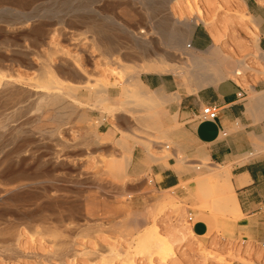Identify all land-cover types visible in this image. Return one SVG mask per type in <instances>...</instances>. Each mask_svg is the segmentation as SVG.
I'll return each instance as SVG.
<instances>
[{
  "label": "rangeland",
  "instance_id": "rangeland-1",
  "mask_svg": "<svg viewBox=\"0 0 264 264\" xmlns=\"http://www.w3.org/2000/svg\"><path fill=\"white\" fill-rule=\"evenodd\" d=\"M103 1L0 0V51L3 54L0 53L4 56L2 58L0 55V75L15 81L17 83L15 89L24 93L17 99L19 101L10 100L6 104L3 98H0V121L3 122L0 127V176L3 174L4 179L7 177L6 182L0 179V191L3 192L4 189L13 187L20 182L30 185L16 190L13 193L15 196L11 194V198L14 199L0 200V264H126L125 261L128 258H131L136 264H146L148 259L142 249V243L148 238L151 229H154L158 236L165 237L169 232L168 230H172L173 227H192L193 222L198 219L206 220L208 225L206 234L197 236L194 231V234L187 233L189 235L188 240L186 239L178 245L177 241H174L171 248L172 255L167 252L165 259L156 250L152 251L150 263L264 264L262 256L258 260L252 259L254 252L250 243L245 246L241 244V241L225 238L229 234L227 227L229 216L214 211L211 206L199 204L191 196V193L184 198L178 196L171 189V194L175 196L174 201L161 203L159 200L150 198L151 195L157 196L164 193V190L158 188L150 176L137 178V176L126 174L122 179L115 178L117 168L113 166V162L121 158L117 157L112 146L107 144V138L96 130L104 119L110 121L112 117L102 115L101 111L91 105L89 101L85 100L80 109L86 112L90 120L92 118L93 120L79 122L74 114L60 127L62 134H66V130L70 131V146H65L59 142L56 136H49L47 130L53 126L50 124L51 120L48 121L47 114L44 117L45 113L34 107L38 94L33 90H43V88H37L30 84L33 82L30 79L39 76L40 68L47 61L46 54L49 50L56 51L63 48V50L69 49V53L71 50L73 51L72 54L63 55L61 59L54 57L55 55L51 58L53 72L63 84L75 80L81 72L87 74V72L91 73L92 71V75L89 76L91 81L106 73L104 71L100 73L103 70L101 61L105 62L106 69L111 71L117 69L119 64L131 66L140 62L149 54L152 55L153 49L155 51L158 49L170 50L166 44L164 33L169 27L168 23L172 21L173 13V16L189 18H196L201 14L206 19L218 15L222 24L227 23L228 25L224 24L226 29L221 28L222 34L225 32V35L218 42L220 46L222 45L219 48L223 55H231L237 59L242 58L244 63L251 67L250 70H244L245 72L237 79L243 86L248 87L253 82L264 79V63L260 62L256 55L258 49L254 46V40L257 37L255 34L258 32L255 25L251 20H247L248 24H244L238 19V16L245 13L242 0H182L187 5L193 6L189 11L181 6H175L174 3H171L175 6H172L174 9L170 8V4L166 3L167 0ZM119 3L122 4L119 5ZM30 16L32 17L24 28L20 26L24 24L10 25L14 20H23ZM76 17L92 19L103 27V38H97L96 43L104 54L93 45L94 48H90L93 51V56L90 57L93 61L88 58H86L88 61L84 60L85 55H82L81 60L85 62L81 61L80 63V60H76L72 56L79 52L76 50H79L80 45L83 48H88L89 43H91L89 40L77 45L74 40L70 39L74 42H68L70 40L63 36H59L61 37L60 40L54 36L51 37L53 39L47 38L52 33L51 31L62 26L57 22L59 18L70 24H64L66 26L64 30L68 35L85 30L86 28L79 23H75L74 25H77L71 27V20ZM196 25L204 27L211 36V26L197 22L192 23L190 39ZM242 25L245 26V29ZM16 27L22 28L16 29ZM250 29H253V32ZM131 32L148 37L151 48H145L146 50L142 48L141 40L133 39ZM6 37L9 39V43L5 42ZM63 39H66V42ZM244 40L249 43L247 47L243 45ZM58 42H61L64 47H59L61 43ZM100 43L103 45L101 46ZM238 43H241L243 47H237ZM188 44L191 43L188 42ZM71 45L76 46V48L70 49ZM18 50H22V52L18 53ZM23 52H27L28 56H25ZM58 53L60 54V52ZM111 53L112 56H110ZM63 58L67 60L62 63L64 66L60 65ZM96 63H100L98 67H96ZM66 65L76 71H64ZM93 65L96 66L93 67ZM88 66L92 68L89 70ZM94 68H98V71ZM6 75L10 76L6 77ZM108 75L109 81L116 82V85L109 86V96L115 91L118 92L121 84L123 89L130 88L129 84L126 83V77L116 81L114 75ZM26 91L29 96L25 95ZM79 97L84 101L86 92L81 90ZM38 117H42L45 120H43L44 124H47L45 131L41 133L32 131ZM91 122L96 124L94 130L90 129ZM90 131H92V135ZM25 141L27 142L25 143ZM57 142L59 144H56ZM160 154L164 157L171 155L169 150L165 148ZM50 159H56L57 163L56 160ZM192 169L195 174L202 171V168L199 170ZM21 170H24L26 174ZM108 170L112 174L107 172ZM189 183H192L191 180L183 183L182 186L186 188ZM2 192L0 193L2 194ZM160 205L164 206L161 207ZM189 212L193 215L192 223L187 221ZM89 216L92 218H88ZM118 228L122 230H118ZM123 228L127 230L128 235L124 232L125 230L123 231ZM198 229L199 227H196L195 230ZM115 232L116 234H114ZM14 233L17 234V240L12 238ZM186 241L188 242L185 243ZM9 242L15 245V251L10 252L5 249V245ZM189 242L191 245L188 244ZM173 244L176 245L173 246ZM109 246L116 248L115 251L118 250L119 255H111L106 248ZM250 250L252 252H249ZM185 252L187 255H184Z\"/></svg>",
  "mask_w": 264,
  "mask_h": 264
},
{
  "label": "crops",
  "instance_id": "crops-1",
  "mask_svg": "<svg viewBox=\"0 0 264 264\" xmlns=\"http://www.w3.org/2000/svg\"><path fill=\"white\" fill-rule=\"evenodd\" d=\"M242 2L258 32L254 46L264 53V0ZM244 42L247 47L249 43ZM190 43L205 50L208 68L211 62L218 63L216 76L206 69L212 81L191 90L190 78L182 86L171 72H140L138 78L147 90L127 102L112 120L104 119L96 130L107 138L117 157L122 159L130 147L127 175L150 176L158 188L173 189L184 198L190 195L192 183L187 188L182 184L196 175L193 165L203 160L228 168L239 213L228 220L231 225L225 238L245 246L250 243L252 259H264V79L243 86L237 80L246 70L242 60L223 55L219 45L213 47L204 27H194ZM166 50L153 49L152 57L170 54ZM122 94L121 84L118 92L110 94L112 102ZM205 105L217 107L214 120L199 119ZM163 148L169 150V157L160 154ZM191 228L197 236L208 231L205 219L196 220Z\"/></svg>",
  "mask_w": 264,
  "mask_h": 264
},
{
  "label": "bare ground",
  "instance_id": "bare-ground-1",
  "mask_svg": "<svg viewBox=\"0 0 264 264\" xmlns=\"http://www.w3.org/2000/svg\"><path fill=\"white\" fill-rule=\"evenodd\" d=\"M9 1V0H8ZM21 1V0H19ZM26 1V0H25ZM28 1V0H27ZM31 1V0H30ZM95 1V0H93ZM105 1V0H104ZM103 1V2H104ZM111 1V0H110ZM208 1V0H207ZM231 1V0H230ZM12 2V1H11ZM23 2V1H22ZM107 2V0H106ZM113 2V1H112ZM166 3H168V5L170 4V8H173L175 6L179 7L181 6L182 8H185V10H191L193 8V6H189L186 3L182 2V0H167ZM171 3L175 4V6L171 5ZM25 4V2H24ZM118 4V3H117ZM122 4V3H121ZM119 3V5H121ZM113 4H111L112 6ZM81 6V5H80ZM86 6H88V4H86ZM114 6V5H113ZM173 6V7H172ZM21 7V6H20ZM79 7V6H78ZM98 7V6H97ZM106 7V6H105ZM118 8L120 6H117ZM122 7V6H121ZM114 8V7H113ZM27 9V8H26ZM29 9V8H28ZM111 9V8H110ZM124 9V8H122ZM174 9V8H173ZM173 9L172 12H173ZM178 9V8H176ZM175 9V10H176ZM170 10V13H172ZM58 12L60 10H57ZM134 11V10H133ZM56 12V11H55ZM132 12V11H131ZM119 13V12H118ZM124 13V12H123ZM141 13V12H140ZM133 14V13H131ZM199 14V13H198ZM124 15V14H122ZM178 15V14H177ZM238 15V14H237ZM34 16V15H32ZM27 17L23 20L18 19V20H14L13 22L10 23V25H16V24H24V25H20L23 28L27 26V22L29 21V19L32 17ZM181 16V15H180ZM142 17V16H141ZM218 15L215 16L213 15L210 19H206V17L204 15L199 14L198 16H196V18H189V17H179L174 15L172 13V21H170L168 23V29L165 31L164 33V38L167 41L166 44L168 45V47H170V54H166L165 53H161L158 56H155L154 58L152 57L151 54H149V56L147 58L142 59L140 62L134 63L131 66H123V65H118L117 69H112L111 71H108L109 69H106L105 67V62L101 61V65H103V70L100 71L101 72H106L104 74H101L99 77L95 78L94 80L91 81L90 79V75H92V71L87 72V74L81 72L80 75L76 76L75 80H71L68 81L66 84H63L59 79H57L56 75L53 72L52 69V59L53 56L56 58L61 59V57L63 55H68L71 52H73L72 50L69 53V49L68 50H63V48L59 49V50H49L46 54L47 57V61L46 63H44V65L40 68V74L37 78L33 77L30 80H33V82H30L31 85H33L34 87L37 88H43V90H33L36 91L37 95V101L35 102L34 107L38 110H42L43 113L47 114L48 121L51 120L50 124H53V126L51 127V129L47 130V133L49 134V136H56V139L65 144V146H70L69 140H71V137L69 135L70 131L66 130L65 133L66 134H62V130H61V125H63V123H65L66 121H68L74 114L76 116V119L79 122H87L90 120V117L87 116L86 112L84 110H81V104L85 102V100L88 102H90L91 105L95 106L96 108H98L102 115H108L109 117L114 118L116 116V114H119L122 110V108L125 106V104L127 102H132L136 100V95L138 93H141V91L143 89L147 90L146 87H144V85L141 83V81L138 78V75L140 72H171L174 74V76L176 77V80L180 83V85L183 86L185 81H189L190 78V82H191V90H195L205 84H207L209 81H212V78H207L206 77V69L210 70V74L213 76H216V74L218 73V63L215 62H211V65L208 68V64H207V60L205 57V50L204 51H200L196 48H193L191 46V44H188V42H190V34H191V30H192V23H197V22H201L205 25L211 26V39H212V44L213 47H217L219 45V41L221 39V37L223 35H225L224 33L222 34V30L221 28L223 27L224 29H226L227 27L224 24L227 23H223L220 21V19H218ZM237 18V17H236ZM128 19V18H127ZM222 19V17H221ZM232 19V18H231ZM238 19L240 20V22L242 23H247V20H252V17L249 14L244 13L243 15L241 14V16H238ZM254 19V18H253ZM70 20V19H68ZM67 20V21H68ZM122 20V19H121ZM138 20V19H137ZM225 20V19H224ZM228 20V19H227ZM226 20V21H227ZM47 22V21H46ZM59 22L60 24H62V26L59 29L53 30L51 31L52 35L47 38H51V37H55V38H59V40L61 39V37L59 36H63L65 38H68L69 40L72 39L75 42H77L76 44L79 45L81 43H85L87 40H89V45L88 48H83L81 47V45L78 47L79 51L78 53L73 54L72 56L76 59V60H80L81 63V57L82 55H85V59L88 58L89 60L91 59L90 57L93 56V51L90 49L93 47V45L97 48V50H101V53L104 54V52L102 51V49H100L99 45L96 43V39L97 38H103V27L98 25L94 20L92 19H85V18H74L73 20H71L72 25H74L75 23H79L82 24L86 29L77 33H74L71 31V33L74 34H70L68 35V33L64 30L66 29L64 26V24H69L66 21L64 22V20L59 18ZM69 22V21H68ZM133 22V21H132ZM39 23V22H38ZM51 23V22H50ZM130 23V22H129ZM218 23V24H216ZM231 23V22H230ZM233 23V22H232ZM222 24V26L220 27V25ZM243 24V25H244ZM37 25V24H36ZM70 25V24H69ZM214 25V26H213ZM217 25H219L217 27ZM228 25V24H227ZM241 25V23H240ZM242 25V26H243ZM225 26V27H224ZM22 27H16L17 28H22ZM39 27V26H38ZM13 28V27H12ZM29 28V27H28ZM222 28V29H223ZM243 28L245 29V26H243ZM38 29V28H37ZM7 30V29H6ZM5 30V31H6ZM239 30V29H238ZM253 30V29H252ZM251 30V32H253ZM1 31V30H0ZM36 31V30H35ZM57 31V32H56ZM243 31V30H242ZM38 32V31H37ZM255 32V31H254ZM4 33V32H3ZM6 33V32H5ZM36 32H34L35 34ZM57 33V34H56ZM37 34V33H36ZM49 34V33H48ZM56 34V36H55ZM31 35V34H30ZM47 35V34H46ZM149 35V34H148ZM254 35V34H253ZM35 36V35H33ZM39 36V34H38ZM74 36V37H73ZM126 36V35H125ZM131 36L133 39L135 40H141V43L143 44L142 48H149L151 46V42L148 39V37H143V35H139V34H134L131 32ZM145 36V35H144ZM258 37L257 34H255V37ZM120 37V36H119ZM256 37V39H258ZM38 38V37H37ZM53 39V38H51ZM233 39V38H232ZM57 40V39H56ZM54 40V41H56ZM66 42V39H63ZM9 39L6 37L5 38V42H8ZM54 41L53 44H54ZM62 41V40H61ZM74 41H68V42H74ZM238 41V40H237ZM240 41V40H239ZM258 42V41H257ZM9 43V42H8ZM51 45V42H49ZM57 43V41L55 42ZM59 43V42H58ZM61 43V42H60ZM59 43V44H60ZM244 43V42H243ZM68 45V43H66ZM65 44V45H66ZM70 44V43H69ZM101 46L103 45L102 43H100ZM8 45V44H7ZM49 45V44H48ZM83 45V44H82ZM85 45V44H84ZM245 45V43H244ZM247 45V44H246ZM54 46V45H53ZM56 46V44H55ZM64 47V45H62L59 47ZM70 46V45H69ZM72 46V45H71ZM142 46V45H141ZM220 46V45H219ZM222 46V45H221ZM220 46V48H221ZM238 46L241 47L242 44L238 43ZM68 47V46H67ZM76 48V46H74ZM74 47L72 46L70 49H74ZM87 47V45H86ZM243 47V46H242ZM245 47V46H244ZM66 48V47H65ZM94 48V47H93ZM151 48V47H150ZM3 49V48H2ZM4 50V49H3ZM94 50V49H93ZM146 50V49H145ZM24 51V50H23ZM75 51V50H74ZM95 51V50H94ZM167 51V50H166ZM230 51V50H229ZM1 52V51H0ZM21 53L22 50H18V53ZM60 52V54L58 53ZM3 54V52H1ZM0 53V55H2ZM118 53V52H116ZM229 53V52H228ZM23 54L25 56H28L27 52H23ZM72 54V53H71ZM140 54V53H139ZM5 55V54H4ZM113 54L111 53L110 56H112ZM173 55H176V57H174ZM258 59L260 60V62H264V53L258 52V54H256ZM16 56V55H15ZM87 56V57H86ZM95 56V55H94ZM134 56V55H133ZM231 56V55H230ZM244 56H247V54H244ZM4 56L2 55V58ZM6 58V57H5ZM4 58V59H5ZM29 59V58H28ZM242 60V58H241ZM6 61V60H5ZM59 61V60H58ZM63 61H67L65 58L62 59V62L60 65H63ZM88 61V60H87ZM86 61V62H87ZM90 61H93L92 59ZM89 61V63H90ZM59 62V63H60ZM85 62V61H82ZM5 63V62H4ZM26 63V62H25ZM58 63V62H57ZM99 63V64H100ZM118 63V62H117ZM31 64V63H30ZM55 64V63H54ZM95 64V63H93ZM96 63V65H93L98 67V65ZM83 65V64H82ZM85 65V64H84ZM64 66V65H63ZM84 67V66H83ZM86 67V66H85ZM89 67V66H88ZM105 67V68H104ZM242 67L246 70H250L251 67L248 66L246 63H244V60H242ZM92 67H89V70ZM100 68V66H99ZM33 69V67H32ZM97 69L98 68H94ZM26 70V69H24ZM64 71H69V72H75L73 71V69L71 67H69V65H66V67H64L63 69ZM20 71V70H18ZM34 71V70H33ZM36 71V70H35ZM17 72V71H16ZM27 72V71H25ZM23 72V73H25ZM20 73V72H19ZM108 74L114 75L115 76V80L116 81H120V79L125 78L126 77V83L129 84L130 88H124L123 89V94L122 97H117L115 102H112L111 97L108 95V88L110 85H116V82H111L107 79V76H109ZM10 75H6V77H9ZM22 76V75H21ZM20 76V77H21ZM29 77V76H28ZM32 77V76H31ZM25 78V77H24ZM27 83V82H25ZM17 83L11 79L8 78H4L2 75H0V98H3L4 103L6 104V102H9L10 100L12 101H19L17 99H19L20 95L24 94L21 93V91L15 89ZM118 86V85H117ZM22 88V87H21ZM81 90H84L86 92V99H84V101H82L79 97V93ZM149 92V91H148ZM149 100L152 99V93L149 92ZM26 96H29L28 92H25ZM25 96V97H26ZM24 99V98H23ZM4 105V104H3ZM2 105V106H3ZM6 107V106H5ZM2 108V107H1ZM47 119V118H46ZM50 119V120H49ZM42 119V117H38L35 120V123L33 125V130L37 133H41L45 131L46 125L44 124L45 120ZM93 120V118L91 119ZM90 120V121H91ZM77 122V121H76ZM93 122V121H92ZM91 122V123H92ZM3 122L0 121V127L2 126ZM87 124V123H86ZM23 125V124H22ZM96 127L95 123H92V125L90 126L91 130H94ZM19 133V132H17ZM90 134L92 135V131H90ZM14 136V135H12ZM42 140V139H41ZM33 141V140H31ZM27 141H25L26 143ZM30 142V141H29ZM59 142H57L56 144H59ZM72 142V141H71ZM24 145V144H23ZM20 146V145H19ZM24 147V146H23ZM37 148V147H36ZM52 149V148H51ZM132 149V148H131ZM14 150V149H13ZM19 151V150H18ZM34 151V150H33ZM35 152V151H34ZM15 153V152H14ZM37 153V152H36ZM35 153V154H36ZM69 153V152H68ZM75 153V152H74ZM129 153H130V147L128 148V153L127 155H124V157L121 160H117L113 162V166H115L117 168L116 170V174L117 176H114L115 178H124L126 175V167L129 165L130 162V157H129ZM9 154V153H8ZM33 154V153H32ZM56 154V153H55ZM10 155V154H9ZM29 155V154H28ZM67 155V154H66ZM6 156V155H5ZM69 156V155H68ZM43 157V156H42ZM59 157V156H58ZM61 157V156H60ZM23 158V157H22ZM27 158V157H26ZM30 158V157H29ZM41 158V157H40ZM57 159V157H55ZM65 158V157H64ZM28 159V158H27ZM55 159V160H56ZM61 159V158H60ZM3 160V159H2ZM22 160V159H21ZM53 160V159H50ZM53 160V161H55ZM59 160V158L57 159ZM57 160L55 161L57 163ZM74 161V160H73ZM2 162V161H1ZM23 162V161H22ZM50 162V161H49ZM54 162V163H55ZM15 163V162H14ZM55 163V164H56ZM25 164V162H24ZM53 164V163H52ZM208 163L205 161H201L200 165H193L192 168L194 169H201L202 171L198 172L192 179V189H190V193L191 196L197 200V202L203 206H211L214 211H218L221 212L222 214H224L225 216H229L230 218H234L236 217V215L239 213L238 207L236 205L235 199H234V195H233V191H232V187H231V183H230V174H229V170L226 167L220 166V165H207ZM8 167V166H7ZM21 167V166H20ZM33 167V166H32ZM7 172V169L5 170ZM9 171V170H8ZM24 171V170H21ZM3 172V171H2ZM20 172V170H19ZM18 172V173H19ZM107 172H110V170H108ZM4 173V172H3ZM11 174V172H9ZM7 173V175L9 174ZM15 173V171H14ZM17 173V174H18ZM21 173V172H20ZM25 173V171L23 172ZM38 173V172H37ZM52 173V172H51ZM2 174V173H1ZM26 174V173H25ZM44 174V173H43ZM50 174V173H49ZM112 174V173H111ZM114 175V174H113ZM2 176V177H1ZM0 176V179H3L4 182H6L4 179L5 177H3L4 175L2 174ZM9 177H11L10 175H8ZM14 176V175H13ZM33 176V175H32ZM8 177V178H9ZM8 181V180H7ZM42 182V181H41ZM101 182V181H100ZM1 183V182H0ZM39 183V182H38ZM54 184V183H53ZM56 184V183H55ZM26 186H30L27 183H18L13 187L10 188H6L0 192H2V194L0 193V200H11L14 198H11V194H13L16 190L18 189H23ZM43 186V185H42ZM58 186V185H57ZM102 188V187H101ZM187 188V187H186ZM40 189V188H39ZM52 190V189H51ZM126 190V189H125ZM28 191V190H26ZM20 193V192H19ZM22 193V192H21ZM20 193V194H21ZM161 193V192H160ZM18 194V193H17ZM123 195V193H120ZM127 194V193H126ZM14 195V194H13ZM54 195V194H53ZM15 196V195H14ZM121 196V195H120ZM27 197V196H26ZM30 198V197H29ZM150 198L155 199V200H159V202L161 203H166L169 202L171 200H173L175 198V196L173 194H171V189H167L164 190V193L157 195V196H150ZM18 199V198H17ZM14 201V200H13ZM174 201V200H173ZM91 204V203H90ZM157 204V203H156ZM88 205V203H87ZM72 206V205H70ZM161 206V205H160ZM164 206V205H162ZM161 206V207H162ZM159 207V205H158ZM89 210V209H88ZM93 210V209H92ZM91 210V211H92ZM4 211V210H3ZM76 211V210H75ZM96 211V210H95ZM99 211V210H97ZM123 212V211H122ZM77 213V212H76ZM86 213V212H85ZM89 213V212H88ZM97 213V212H95ZM125 214V212H123ZM94 214V213H93ZM122 214V213H121ZM95 215V214H94ZM114 215V214H113ZM118 215V214H117ZM126 215V214H125ZM88 216V215H86ZM123 216V215H122ZM91 216H89L88 218H90ZM92 218V217H91ZM125 218V217H124ZM100 219V218H99ZM216 219V218H215ZM234 220V219H233ZM217 221V220H216ZM121 222V221H119ZM123 222V221H122ZM233 222V221H232ZM110 224V222H109ZM225 224V223H224ZM120 225V223H119ZM157 225V224H156ZM231 225V224H230ZM229 225V227H230ZM187 226V225H186ZM176 228H172V230H168V234H166L165 237H160L156 234V231L154 229H151L148 233V238H146L143 243H142V249L145 253V256L148 259V262L146 264H151V253L152 251L156 250L157 253H160L162 255V258L165 257V254L168 252L169 254L172 255L171 253V248H172V243L174 241H177V245L180 244V242L185 241L186 239L188 240L189 234H194L192 231L191 227L188 228H178V226H175ZM125 228V227H124ZM123 228V231L125 230ZM171 228V227H170ZM38 229V228H37ZM121 228H118V230ZM26 230V229H25ZM122 230V229H121ZM122 231V233H123ZM127 230H125L124 232H126ZM120 232V231H119ZM116 234V232L114 233ZM118 234V233H117ZM126 234L128 235V233L126 232ZM122 235V234H121ZM126 235V236H127ZM168 235V236H167ZM188 235V236H187ZM13 240H17V234L14 233L12 235ZM26 236V235H25ZM112 236V235H111ZM110 236V237H111ZM116 236V235H115ZM163 236V235H162ZM195 236V235H194ZM29 237V236H28ZM102 237V235H101ZM109 237V236H108ZM11 238V240H12ZM104 238V237H102ZM107 238V237H106ZM192 238V237H191ZM12 240V241H13ZM76 241V240H75ZM102 241V240H101ZM104 241V240H103ZM188 241H186L185 243H187ZM120 243V242H119ZM191 242H189L188 244H190ZM98 244V242H97ZM182 244V243H181ZM184 244V243H183ZM198 244V243H197ZM201 244V243H200ZM199 244V245H200ZM93 245V244H91ZM176 245V244H175ZM173 244V246H175ZM187 245V244H186ZM191 245V244H190ZM198 245V246H199ZM248 245V244H247ZM99 246V245H98ZM122 246V245H121ZM83 247V246H82ZM116 247V246H115ZM190 247V246H189ZM192 247V246H191ZM40 248V247H39ZM38 248V249H39ZM92 248V246H91ZM94 248V247H93ZM97 248V246H96ZM101 248V247H100ZM108 250V252L111 255H119V253H117V251H115V249L112 246L106 247ZM194 248V247H192ZM5 249L13 252L15 251L16 247L13 243L9 242L7 243V245H5ZM78 249V248H77ZM103 249V248H102ZM189 249V248H188ZM35 250V249H34ZM44 250V249H42ZM88 250V249H87ZM192 250V249H191ZM30 251V250H29ZM90 251V250H89ZM93 251V250H91ZM190 251V250H189ZM82 252V251H81ZM104 252V251H103ZM119 252V251H118ZM191 252V251H190ZM190 252H187L190 254ZM193 253V252H192ZM80 254V253H79ZM85 254V253H84ZM110 255V256H111ZM183 255V253H182ZM181 255V256H182ZM184 255H187L186 252ZM193 255V254H192ZM180 256V254H179ZM203 256V255H202ZM208 256V255H207ZM188 257V256H187ZM197 257V254H196ZM99 258V257H98ZM105 258V257H103ZM102 258V259H103ZM184 258V256H183ZM182 258V259H183ZM190 258V257H189ZM199 258V257H198ZM156 259V258H154ZM165 259V258H164ZM180 259V258H179ZM181 259V260H182ZM79 260V259H78ZM137 260V259H136ZM180 260V261H181ZM185 260V259H184ZM188 260V259H187ZM194 260V259H192ZM206 260V259H204ZM86 261V260H85ZM174 261V260H173ZM176 261V260H175ZM179 261V260H178ZM189 261V260H188ZM197 261V260H195ZM81 262V261H80ZM88 262V261H87ZM90 262V261H89ZM101 263V261H99ZM110 262V261H108ZM126 264H136L135 261L131 260V258L126 259ZM185 262V261H184ZM194 262V261H192ZM201 262V261H200ZM68 263V262H67ZM197 263V262H195ZM73 264V263H71ZM82 264V263H81ZM110 264V263H109ZM113 264V263H112ZM178 264H180L178 262ZM186 264V263H185ZM189 264V263H188ZM191 264V263H190ZM199 264V263H198ZM202 264V263H201Z\"/></svg>",
  "mask_w": 264,
  "mask_h": 264
},
{
  "label": "built area",
  "instance_id": "built-area-1",
  "mask_svg": "<svg viewBox=\"0 0 264 264\" xmlns=\"http://www.w3.org/2000/svg\"><path fill=\"white\" fill-rule=\"evenodd\" d=\"M216 116H217V107L214 105H205V106H203V108L201 110V113L199 115V119H201V120H214L216 118ZM187 221L189 223L193 222V215L190 212L188 213ZM262 246L264 247V244H262Z\"/></svg>",
  "mask_w": 264,
  "mask_h": 264
}]
</instances>
